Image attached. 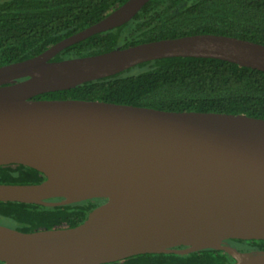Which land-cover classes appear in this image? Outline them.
<instances>
[{
  "label": "water",
  "instance_id": "water-1",
  "mask_svg": "<svg viewBox=\"0 0 264 264\" xmlns=\"http://www.w3.org/2000/svg\"><path fill=\"white\" fill-rule=\"evenodd\" d=\"M148 1L127 0L45 51L0 66V165L22 164L45 176L0 183V201L106 199L74 227L24 232L0 224V264H106L207 248L224 250L232 264H264V249L240 251L225 242L264 240L263 118L34 98L166 57L217 58L264 71V44L209 33L52 60L125 24Z\"/></svg>",
  "mask_w": 264,
  "mask_h": 264
},
{
  "label": "trees",
  "instance_id": "trees-1",
  "mask_svg": "<svg viewBox=\"0 0 264 264\" xmlns=\"http://www.w3.org/2000/svg\"><path fill=\"white\" fill-rule=\"evenodd\" d=\"M127 0H0V66L35 56L96 23ZM223 34L264 44V0H149L128 22L67 46L52 60L90 56L191 34ZM34 98L100 100L172 111L245 114L264 119V71L217 58L166 57ZM42 172L0 165V183H39ZM62 198H52L60 200ZM105 198L45 206L0 201V224L24 232L82 223ZM251 250L264 240L228 239ZM177 246L175 248H183ZM224 250L145 253L106 264H232Z\"/></svg>",
  "mask_w": 264,
  "mask_h": 264
},
{
  "label": "flooded vegetation",
  "instance_id": "flooded-vegetation-1",
  "mask_svg": "<svg viewBox=\"0 0 264 264\" xmlns=\"http://www.w3.org/2000/svg\"><path fill=\"white\" fill-rule=\"evenodd\" d=\"M104 201H105V200H103V202H104ZM103 202H102V203H103ZM225 242H226V243H230L231 245L237 247L240 251H251V249H248V248H242V247L240 248L238 245L231 243V241H229L228 239L225 240Z\"/></svg>",
  "mask_w": 264,
  "mask_h": 264
},
{
  "label": "rangeland",
  "instance_id": "rangeland-1",
  "mask_svg": "<svg viewBox=\"0 0 264 264\" xmlns=\"http://www.w3.org/2000/svg\"><path fill=\"white\" fill-rule=\"evenodd\" d=\"M244 246H246L244 243H243V244H241V247H244Z\"/></svg>",
  "mask_w": 264,
  "mask_h": 264
}]
</instances>
